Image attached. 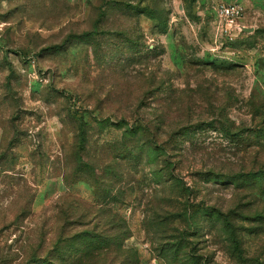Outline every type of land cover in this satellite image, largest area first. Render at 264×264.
Here are the masks:
<instances>
[{
    "label": "rangeland",
    "instance_id": "obj_1",
    "mask_svg": "<svg viewBox=\"0 0 264 264\" xmlns=\"http://www.w3.org/2000/svg\"><path fill=\"white\" fill-rule=\"evenodd\" d=\"M0 264H264V0H0Z\"/></svg>",
    "mask_w": 264,
    "mask_h": 264
},
{
    "label": "built area",
    "instance_id": "obj_2",
    "mask_svg": "<svg viewBox=\"0 0 264 264\" xmlns=\"http://www.w3.org/2000/svg\"><path fill=\"white\" fill-rule=\"evenodd\" d=\"M220 15L228 21H233L241 16V8L238 5L222 6L219 10Z\"/></svg>",
    "mask_w": 264,
    "mask_h": 264
},
{
    "label": "trees",
    "instance_id": "obj_3",
    "mask_svg": "<svg viewBox=\"0 0 264 264\" xmlns=\"http://www.w3.org/2000/svg\"><path fill=\"white\" fill-rule=\"evenodd\" d=\"M127 125V123H126ZM141 126H139V123L138 124H135L134 126L133 125H130V126H126V132L125 133H137V132H141V131H144L143 128H140ZM93 234L89 233V232H86L85 235H82V236H87L88 238H90Z\"/></svg>",
    "mask_w": 264,
    "mask_h": 264
}]
</instances>
